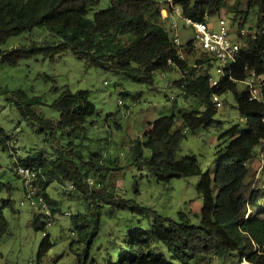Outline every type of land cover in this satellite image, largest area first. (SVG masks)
<instances>
[{"label":"trees","instance_id":"obj_1","mask_svg":"<svg viewBox=\"0 0 264 264\" xmlns=\"http://www.w3.org/2000/svg\"><path fill=\"white\" fill-rule=\"evenodd\" d=\"M242 1L174 0L185 16L195 20H206L226 8L233 13L238 32L244 36L239 41L240 52L232 71L213 85L210 70L214 67L215 57L202 51L207 56L198 58L195 65L189 64L187 56L199 49L194 47L193 40L183 45L175 43L163 24L166 18L161 14L163 7L159 0H110L108 7L97 10L94 8L100 0H0V43L37 28L52 34V38L6 50L1 54V63L16 65L38 54L54 58L71 50L90 65L147 83H154L156 71L177 67L184 73L174 80L173 86L197 104L195 111L159 116L147 121L138 134L130 133L134 163L141 168L148 167L158 180L200 176L198 191L203 203L200 221L194 222L185 211L179 212L177 220L158 214L155 209L142 207L131 198H112L116 190L114 175L110 177L111 192H99L101 190L93 187L104 181V172L110 169L101 163L100 152H94V157L87 159L80 149V142L74 140L80 134L87 135L88 117L96 112L90 99L91 90L62 91L48 104L60 112L59 118H51L38 111L40 105L47 104L43 95L0 85V94L10 97L23 117L30 119L40 131H48L56 143L50 157L41 154L17 161V167L31 166L39 172V186L53 213L58 212V201L48 194L47 188L54 181L69 191L66 192L68 199L89 200L95 204L91 223L80 222L82 217L86 218L81 212L72 214L85 243L79 254V264H241L244 257L247 264H264V216L257 217L252 213V208L259 207L264 201V187L262 180L251 176L256 155L259 149H264V78L259 85L263 92L260 100L252 98L250 87L245 83L253 71L264 75V0H248L246 10L242 8ZM252 9L257 10L261 28L255 34H244L242 30ZM227 92L233 93L246 126L236 124L223 134L215 170L204 172L195 156L178 158L177 152L188 128L195 129L210 121L219 111L220 104L214 101V94ZM120 95L126 99L133 96L125 90ZM173 101L177 105L176 100ZM180 118L181 124L175 127ZM59 133L69 138L67 144L61 142ZM6 136L0 127V141L4 145ZM90 178L97 180L95 185H91ZM71 184L74 188H69ZM2 190L9 197L0 201V238L9 230L5 209L14 211V188L9 181L0 178V193ZM103 202L113 204L108 213L111 217L132 209L146 212L142 215L151 216L152 221L148 225L136 224L131 215L114 236L109 232L103 237L102 209L106 207ZM29 208L34 212L31 224L36 230L45 231L46 220L42 221L45 216ZM49 236L47 232L41 244L42 255L53 245ZM98 241L100 244L107 242L105 255L99 251L100 244L96 247Z\"/></svg>","mask_w":264,"mask_h":264},{"label":"rangeland","instance_id":"obj_2","mask_svg":"<svg viewBox=\"0 0 264 264\" xmlns=\"http://www.w3.org/2000/svg\"><path fill=\"white\" fill-rule=\"evenodd\" d=\"M247 1H242L244 10L248 7ZM109 3L110 0H100L94 10L106 8ZM161 6L164 7L161 14L166 18L163 24L174 36L173 18L168 16L171 14L170 8L166 4ZM220 18L230 21L234 39L241 41L244 36L238 32V24L234 23L233 13L228 12L226 8H222L217 15L208 16L207 20L215 29H219ZM176 19L179 24L180 40L185 43L194 37V31L192 27L185 26L181 17L176 16ZM260 26L257 10L252 9L244 28L245 34H255ZM45 38H52V34L43 28L12 36L0 43V59L1 54L8 49ZM205 56H207L205 52L195 50L187 59L190 65H195L198 58ZM210 71L216 79L219 78L216 66ZM183 73L184 70L173 67L168 71H156L154 83L137 82L130 80L123 73L117 74L110 69L90 65L69 50L54 58L38 54L23 59L16 65L0 62V85L12 90L22 89L30 94L43 95L47 104L40 105L38 111L51 118H59L60 112L48 104L57 99L62 91L91 90L90 99L96 106V112L88 117L87 135L80 134L74 140L80 142V149L85 152L87 159L94 157V152H100L103 157L101 163L110 169L104 172L105 179L99 178L100 181L104 179L102 183L97 182L98 177H95L98 185L93 187L101 190L99 192H111L113 187L110 185V177L114 175L116 190L112 198H131L142 207L155 209L158 214L177 220L179 212L185 211L194 222H199V212L203 203L198 191L200 176L175 177L170 181H160L148 167L141 168L134 163L133 143L130 141V133L138 134L147 121L166 114L180 112L183 115L196 110V101L186 99L182 91L173 86L174 80L180 79ZM56 87L60 89L56 90ZM122 90L132 93L133 96L123 98L120 95ZM173 100H176L177 105ZM181 122L182 118L178 119L175 127ZM236 124L244 128L246 126L245 119L237 110L233 93L227 92L220 95L219 111L210 121L195 129H187L177 157L193 155L204 172L213 173L219 161L217 151L219 143L224 138L222 136ZM0 127L7 135L6 145L0 141V178L9 181L14 188L12 194L14 211L11 208L5 209L9 230L0 238V264H79V254L82 253L85 243L75 227L72 214L81 212L86 218L82 217L80 222L91 223L95 204L89 200L82 202L70 200L66 197V192L69 191L64 186L56 181L51 182L47 191L58 201L59 209L54 213L53 225L47 229L53 245L42 255L44 229H35L31 224L33 210L20 204L23 197V182L16 175L17 161L36 158L41 154L50 157L55 152L56 143L50 138L48 131H40L30 119L23 117L19 108L5 94H0ZM57 136L62 143H68L69 138L66 135L59 133ZM256 156L251 166V176L258 181L262 180L264 187V149H259ZM118 167L120 170H116ZM0 197L1 201L8 198L9 194L2 190ZM103 204L106 206L102 209L103 237L109 232L114 236L117 229L131 215L132 222L136 224L148 225L152 221L151 216L142 215L146 212H135L132 209L120 211L111 217L108 213L113 204L106 202ZM252 209L255 216L263 217L264 201L259 207ZM66 211H70L71 214H65ZM43 220L45 219L42 218ZM99 244L98 241L96 247ZM105 245H108L107 242L99 246L102 255L106 254ZM235 259H239V254ZM247 263L248 260L244 257L241 264Z\"/></svg>","mask_w":264,"mask_h":264},{"label":"built area","instance_id":"obj_3","mask_svg":"<svg viewBox=\"0 0 264 264\" xmlns=\"http://www.w3.org/2000/svg\"><path fill=\"white\" fill-rule=\"evenodd\" d=\"M160 4H166L169 6L168 16H172V29H174V41L177 45L186 44L189 40H193L194 47L201 51H205L215 57L214 66H216L217 73L220 75L218 79L212 75L211 82L213 85H217L221 76L230 73L234 62L238 59L241 44L234 39L230 21L226 18L219 19V29H215L211 22L206 20H195L191 17L183 14V9L180 5L175 4L174 0H159ZM164 8V7H163ZM172 13H174L172 15ZM164 16V14H163ZM167 16V14H166ZM176 16L181 17L184 20L185 26L192 27L194 31V37L189 39L185 43L180 40L179 24ZM165 17V16H164ZM242 32L245 34L246 30ZM182 57L184 54L181 55ZM264 75H257L255 71L252 72V76L246 79L245 83L250 87L252 98L262 99L263 92L259 87ZM214 101L220 104V95L214 94ZM17 175L23 182V197L20 200L22 206H28L36 209L39 213L45 216L46 229L44 235L47 234L48 228L53 225L54 213L50 203L45 198L41 187L39 186L38 175L39 172L31 166L19 165L17 168ZM91 185H95L94 178H90ZM98 185V184H97ZM69 188H74L71 184ZM65 214L70 215V211H66ZM74 234V231H72Z\"/></svg>","mask_w":264,"mask_h":264},{"label":"clouds","instance_id":"obj_4","mask_svg":"<svg viewBox=\"0 0 264 264\" xmlns=\"http://www.w3.org/2000/svg\"><path fill=\"white\" fill-rule=\"evenodd\" d=\"M162 10H163V8H162ZM162 12V11H161ZM164 17V16H163Z\"/></svg>","mask_w":264,"mask_h":264}]
</instances>
